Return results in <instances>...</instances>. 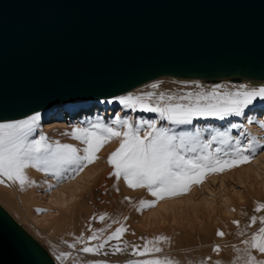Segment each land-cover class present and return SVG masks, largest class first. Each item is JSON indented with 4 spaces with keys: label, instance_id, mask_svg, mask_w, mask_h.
Instances as JSON below:
<instances>
[{
    "label": "water",
    "instance_id": "obj_1",
    "mask_svg": "<svg viewBox=\"0 0 264 264\" xmlns=\"http://www.w3.org/2000/svg\"><path fill=\"white\" fill-rule=\"evenodd\" d=\"M165 75L264 79V0H0V121ZM0 264H56L1 204Z\"/></svg>",
    "mask_w": 264,
    "mask_h": 264
},
{
    "label": "snow or ice",
    "instance_id": "obj_2",
    "mask_svg": "<svg viewBox=\"0 0 264 264\" xmlns=\"http://www.w3.org/2000/svg\"><path fill=\"white\" fill-rule=\"evenodd\" d=\"M158 87L155 83L151 85L152 89ZM114 101L133 112L139 110L156 113L158 119H143L133 123L127 117H117L110 123L97 120L73 127L66 135L79 141L82 148L59 141L50 142L43 134L35 136L41 121L39 112L24 119L0 121V185H18L23 191L26 186L35 184L27 175V169L30 168L51 175L58 182L68 178L66 174L74 178L98 159L97 153L105 144L118 140L119 147L108 157V163L113 169L110 175L117 181L122 179L129 188L147 189L155 197L151 201L141 200L140 208L137 209L141 211L155 206L157 201L166 197L182 195L191 184L201 183L208 174L223 172L249 162L258 147L264 148L259 141L249 139L242 145L240 139L232 137L229 134L231 129L240 127L235 123L225 131L212 130L207 139H204L199 128L176 131L174 127L192 126L194 120L201 118L224 121L229 117H243L245 110L253 106L254 102H264V85H240L234 91H224L220 85H216L209 91L188 92L179 96H166L164 93L157 96L150 91L142 95L118 96ZM114 101L106 102L111 104ZM158 121L166 123L158 126ZM248 122H253L251 117ZM258 123L264 128V121ZM213 144L217 147L213 148ZM48 187L51 189L54 186ZM255 212H264V204L256 207ZM92 219L104 222L107 216L105 214ZM232 223L239 226L240 222L234 220ZM112 224L119 226L107 232ZM257 224L258 230L250 238L241 241L245 246L244 264H264V259L254 255L258 253L264 257V215L251 217L249 227ZM126 231L127 228L116 220L105 228L93 229L89 225V234L86 237L81 234L68 247L77 249L78 253L85 256H108L109 250L112 254H118L130 247L134 258L129 259L127 264H174L171 259L156 255L163 251L159 245L167 240L166 237L147 240L143 246H129L122 240ZM216 235L223 237L225 233L217 231ZM239 235L246 234L241 232ZM220 250L219 245L213 248L217 253ZM236 252H241V249L237 248ZM71 255L70 252H61L55 259L64 264ZM208 260L211 261V257ZM85 264L107 262L96 259L85 261Z\"/></svg>",
    "mask_w": 264,
    "mask_h": 264
},
{
    "label": "rangeland",
    "instance_id": "obj_3",
    "mask_svg": "<svg viewBox=\"0 0 264 264\" xmlns=\"http://www.w3.org/2000/svg\"><path fill=\"white\" fill-rule=\"evenodd\" d=\"M230 81L232 82V84L228 85L229 83H231ZM150 82V85L148 84L147 87H151V85L154 83L159 85V88H157L156 91L158 92L156 93L157 96L161 91V93L165 92L164 94L166 96H179L188 92L195 93L201 90L209 91L214 87L212 85L213 82L201 81L202 85L195 84L196 86L189 85L186 87H180V85H177L175 88L177 89V91L175 93H171L172 90L170 89V82L166 80H156V82L155 80H152ZM240 83L241 82H239L237 86H234V81L229 80L228 83L222 82L220 86L224 91H234L240 86ZM247 85L259 86L252 84ZM114 98L96 99L98 101L88 100L89 104L87 105L85 103L83 104L82 102L84 101H82L80 102L82 104H79V106L77 107H72L70 105L74 103L55 104L54 106H52L53 109L49 110L48 108L47 110L49 111L41 115L40 126L37 129L36 133H34V135L38 137L40 134H43L49 139L50 142L59 141L62 144H72L78 148H82L83 145L79 141L74 140L70 135H66V133H70L72 131L73 127L84 126L89 121L97 120H102L105 123H110L117 117H120L121 119L127 117L133 123L143 119H158V114L156 113L141 112L139 110L133 112L130 109H124L121 105L118 104V102L114 101ZM153 99V101H155L156 97L154 96ZM108 100H113L114 102L109 104L106 102ZM249 117H251L253 121L252 123L248 122ZM258 121H264V102H254L253 106H250L245 110V115L243 117H229L224 121H220L214 118H201L194 120L192 126L179 125L174 127L176 131H192L195 128H199L202 131L204 139H207L209 138L212 130L225 131L226 129L230 128L231 124L235 123L237 125H240V127L232 128L229 134L234 138L240 139L242 145L246 144L249 139L253 140L254 142L259 141L261 145H264V128L260 127ZM165 123L166 122L158 121V126ZM242 132L245 133V135L242 136ZM233 143H235V140H233ZM118 147V140H112L105 144L97 153L98 159L89 164L79 174L75 175L74 178L71 174H66L68 178L58 182L51 175H45L44 173L39 172V177L36 180L37 202L33 205L35 206V208L32 209V213L35 217H38V221H40L37 222L38 225H35L34 223L36 222H32L27 217L16 215L15 212L0 199V204L27 232H29L43 247L46 248L56 264H61L60 261H57L55 259V257L61 252H70L72 254L71 251H63V249H60L58 246L50 242L48 236H46L47 232L49 231V229H45L48 228L47 223L50 224L49 221H53L50 219H54L56 214L55 216H50V218L48 215H52L53 212H57L55 211L56 208L54 206L52 207V203H50L51 195H53V193H59V191L57 190H63L66 194H70V192H73V190H75L74 187H77L78 184L79 187H81L85 183L86 186L84 185L83 187H86V189L81 187L78 190L79 192H82L79 206L77 208L74 207L73 209L77 211L79 207H81L80 209L83 211H81V214L83 213V215L80 219H85L87 222H89V224L92 225L91 227L93 229L105 228L106 225L111 224L113 220H120L119 223L122 224L121 217L124 220L130 218L132 216L131 212L135 208L138 209V205L140 204L139 202L141 200H155V197L151 196L147 189L129 188L122 179L120 181H117L113 176L110 175L113 169L112 166L108 163V157ZM212 147L215 148L217 147V145L213 144ZM85 175L87 176L85 177ZM80 177L81 179L83 178V185L81 179H79ZM85 180L86 182H89L90 180V182L87 184ZM72 183H75V185H72ZM49 185H53L54 187L49 189ZM71 185L72 188L69 189ZM100 189L103 190L100 191L101 194L100 196H98V192L96 191ZM69 190L71 191L69 192ZM92 190L96 196L92 197ZM174 199L175 210H172L174 207V203L172 201ZM162 201H167L166 203L169 204L172 203V206L169 205V207H172H170V210H167L168 207L166 208V212H163V210L165 209H161V212H163L164 214L165 222H153L147 229H153L155 231L165 233L174 231V233L180 232L183 235L189 234L190 232H199L202 239L204 240L203 245L205 243H208L207 240L211 238V235H214V238L212 239H214L215 242L219 243L234 240L240 237L241 235L239 234L243 231L244 233L257 231L259 224L252 225L251 227H249V224L253 215H264V212H255L256 207L264 204V148L258 147L254 158H252L249 162L241 163L239 166L232 167L223 172L208 174L201 183L191 184L189 190L182 195L166 197L159 202L157 201L159 204L156 203L155 206L151 208H143V210L139 212L136 211V213H139L140 215L142 213H145L141 215L142 217L146 215L147 212L148 214H151L157 211V209L159 211V206L160 204H162ZM226 201L230 203L228 206L225 205L228 204ZM136 202L137 204H135ZM49 204L51 205V207L49 206ZM115 204L116 206H114ZM177 205L180 206H178L179 211L176 210ZM38 209H42L43 211H38ZM151 210L153 212H151ZM105 214L107 216V219L104 222H101L99 219H92L93 217H99L100 215ZM46 219L48 220L46 221ZM42 220L44 223H42ZM234 220L240 222L238 227L236 224L232 223ZM39 223L40 225L41 223L43 225H41L40 227ZM118 226L119 224H112V228L108 229L107 232L113 231ZM140 226L141 224L139 220L135 227ZM217 231L224 232L227 237L225 236L224 238L217 236ZM107 232L105 233V235H107ZM85 234L86 237L89 233L86 232ZM70 241L71 240H68L69 244L73 243V241ZM235 244L237 245V247H241L243 245L241 241H239L238 243L236 242ZM194 245H196V243H192V246ZM232 245L234 244L229 243L226 245H219L221 249L220 254L222 255V252H225L224 249L227 247H229L227 249L230 250L232 248ZM207 248L208 247H204L203 250L194 249L188 252L186 251L187 253L182 251L174 255L187 257L189 253H194L195 255L193 256V258L196 259L198 257V254L204 250L206 251ZM165 255L169 256L171 254L168 253ZM109 256L114 257V254H112L110 250ZM64 264H68V260L65 261Z\"/></svg>",
    "mask_w": 264,
    "mask_h": 264
},
{
    "label": "bare ground",
    "instance_id": "obj_4",
    "mask_svg": "<svg viewBox=\"0 0 264 264\" xmlns=\"http://www.w3.org/2000/svg\"><path fill=\"white\" fill-rule=\"evenodd\" d=\"M152 80H155V82H156V80L157 81L166 80V81L170 82L171 86L170 85L169 86H170V89L172 90L171 93H175L177 91V89H175L177 85H180V87L181 86L186 87L189 85L194 86L195 84L196 85L197 84L202 85L201 81H204V82H213L212 85L216 86V85H221L222 82L228 83L229 80H233V79L228 78V77H224V78H220L218 81H205L202 78H183V77L165 75V76H161V77H158V78H155ZM152 80H150V81H152ZM150 81L144 82V83L140 84L139 86L133 88V90L131 89V90L125 92L126 94L125 93H122V94L123 95H128V94L142 95V94L150 92V91L158 93V92H156L157 88L152 89L151 87H147L148 84L150 85V83H151ZM233 81H234V86H237L239 84V82H241L240 85H247V84L264 85V79H257V78L245 77L241 81H237V80H233ZM230 84H232V82L229 83L228 85H230ZM160 91H161V89H160ZM163 93H165V92H163ZM122 94H119L115 97L122 96ZM112 98H114V97H112ZM106 99H108V98H106ZM90 100H96V99H90ZM96 101H98V100H96ZM78 102H62V103H68V104L74 103V104H70L72 107H77V106H79V104H82V103L83 104L85 103L86 105L89 104L88 100H84V102H82V101H78ZM80 102H82V103H80ZM58 104H61V103H58ZM47 109L48 108L37 111V112H39L42 115L43 113L49 111L50 109H53V107L52 108L49 107V110H47ZM32 114H34V113H32ZM32 114H30V115H32ZM30 115H28V116H30ZM22 119H24V117ZM14 120H16V119H14ZM6 121H9V120H6ZM38 173H39V171H36L35 169H31V168L27 169V175H28L29 179L35 181V184H33L31 186H26L23 191L19 188L18 185H11V186L0 185V199H1V201L5 202L15 212L16 215L22 216V217H27L32 222L35 221L36 222V223H34L35 225L36 224L38 225L37 222H40V221H38V217H35L34 214L32 213V209L35 208V206H33V205L36 204V202H37V197H36L37 196V190H36L37 189L36 188L37 181L36 180L39 177ZM86 176L87 175H85V177ZM79 179H81V177ZM82 180H83V178L81 179V181ZM85 182H86V180H85ZM89 182H90V180H89ZM89 182H86V183L88 184ZM83 183H84V181H82V185H83ZM72 185H75V183L74 184L72 183ZM72 185H71V187H69V189L72 188ZM84 185H85V183H84ZM83 186H81V187H83ZM81 187H79V184H78L77 187H74L75 190H73V192H70L71 190H69L70 194H66L63 190H57V191H59V193H57V194L53 193V195H51L50 203H52V207L54 206L56 208L55 211H57V212L52 213V210H51L52 215H50V214L48 215L50 218V216H53V215L55 216V214H56L54 219H52V218L50 219L53 221H49L50 224L47 223L48 228H45V229L46 230L49 229V231L47 232V234L45 233L46 236H48V239L50 240V242H52L53 244L58 246L60 249H63V251H71L72 252L71 257L68 260V264H85V261L96 260V259L104 260L107 262V264H127V261L129 259L134 258L131 255V248L130 247L125 252L114 254V257H110L109 255L108 256H103V255H101V256H92V255L85 256L84 254L78 253L77 249L68 247V245H69L68 240H71L74 242V240H76V238L79 237L81 234L86 235L85 233L88 232V226L90 225L89 222H87L85 219H80L81 216L83 215V213L81 214V211H82L80 209L81 207H79V209L77 211H75V209H73L74 207L77 208L79 206L82 192H79L78 190ZM101 188H103V187H101ZM67 189H68V187H67ZM84 189H86V187ZM64 190H65V188H64ZM102 190L103 189L96 191V192H98L97 193L98 196H100V194H101L100 191H102ZM91 195H92V197L96 196L94 194L93 190L91 191ZM161 200H159V201H161ZM227 200H229V199H227ZM174 201H175V199L172 202L174 203ZM158 202H156V203H158ZM166 202H164V201L161 202L162 204H160V206H159V211L157 209L158 212L155 211L154 213H151V212H153L151 210V212H150L151 214H148V212H147L148 215L146 214V215L141 217V215L145 214V213H142L140 215L139 213H136V211L137 212H139V211L137 210V208H135L131 212L132 214L130 213L132 215L130 218L124 220L121 217V223L127 228V231L124 233V235L122 237L123 242L129 246H131V245L143 246V244L147 240H154L156 237L164 236L167 238V240L161 242L159 245L163 249V251L159 254H156V255H158L162 258L167 257V258L171 259L174 262V264H215V262H217V261H219L220 264H244L243 249L245 246L242 245L241 247H237V245L235 243L236 242L238 243L239 241H242L243 239L250 238L253 231L245 233L246 235L240 236L234 240L219 242V243L215 242L214 239H212V238H214V235H211V238H209L207 240L208 243L207 244L205 243L203 245L204 240L202 239L201 234L199 232L198 233H191L190 232L189 234L183 235L180 232L174 233V231H173V232L165 233V232L155 231L153 229H147L148 227L151 226V224L153 222H155V223L156 222L160 223L161 221L165 222L163 212H166L167 207H168L167 210H170V207L172 206V203L169 204ZM176 202H178V201H176ZM135 204H137V202ZM229 204L230 203L225 204V205L228 206ZM112 205H113V203H112ZM169 205H171V206L169 207ZM179 205H180V203H179ZM179 205L176 206L177 207L176 210H178V211H179V207H180ZM49 206L51 207L50 204H49ZM114 206H116V204ZM139 206H140V204L138 205V208H139ZM132 207H133V205H132ZM161 209L162 210L165 209V210H163V212H161ZM172 210H175V203H174V207ZM128 212H130V211H128ZM128 212H125V213H128ZM125 213H123V214H125ZM47 220L48 219H46V221ZM139 220H140L141 226L135 227V225H137V222ZM42 223H44L43 220H42ZM42 223H41V225H43ZM39 225H40V223H39ZM41 225H40V227H41ZM239 231H241V230H239ZM189 235H191V236H189ZM225 236L226 235H224L223 237L225 238ZM208 237H210V236H208ZM192 243H196V245L192 246ZM229 243H233L234 245H232V248L230 250L227 249L229 247L225 248L224 249L225 252H222V255L220 254L221 251L219 253H217V252H214L212 249L216 245H222V244L226 245ZM121 246L123 247V244ZM78 247L79 246H77V248ZM204 247H208L207 250L200 252L196 259L193 258V256L195 255L194 253H189L187 255V257H185V256L180 257L177 255H174V254H178L182 251L188 252V251H191L194 249H202L203 250ZM237 248L241 249V252H239V253L236 252ZM168 253L171 255L166 256L165 254H168ZM254 255H257V257L259 259H264V257L259 256L258 253H254ZM208 257H211V261L208 260Z\"/></svg>",
    "mask_w": 264,
    "mask_h": 264
}]
</instances>
